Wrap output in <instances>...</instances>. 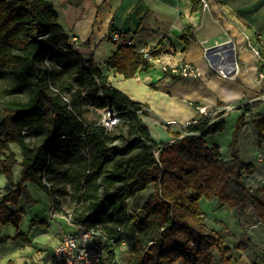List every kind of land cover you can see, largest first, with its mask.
Instances as JSON below:
<instances>
[{
  "label": "trees",
  "instance_id": "trees-1",
  "mask_svg": "<svg viewBox=\"0 0 264 264\" xmlns=\"http://www.w3.org/2000/svg\"><path fill=\"white\" fill-rule=\"evenodd\" d=\"M197 4L194 0L193 10ZM191 29L188 25L182 34L184 50ZM257 48L264 95V47ZM105 66L130 79L151 63L132 47L118 46ZM177 69L165 68L164 77L182 78ZM0 83L5 85L0 89V170L12 186L0 199V226L18 228L28 183L41 189L58 213V198L69 197L70 223L99 231L98 239L104 240L100 264H231L228 234L208 228L202 199H217L239 217L252 207L264 226V185L247 186L244 176L255 169L235 149L249 106L237 120L229 160L206 142L225 129V119L210 123V117L199 115L186 126L190 135H177L170 144L156 142L141 120L147 114L141 104L113 87L92 58L85 60L70 45L49 0H0ZM90 105L109 108L116 125L106 130L88 119ZM192 106L197 110L200 104ZM252 125L261 146L264 118ZM11 145L18 147L20 160ZM17 166L20 178L14 183ZM149 188L147 201L130 218L128 201ZM130 225L135 241L117 253Z\"/></svg>",
  "mask_w": 264,
  "mask_h": 264
},
{
  "label": "crops",
  "instance_id": "crops-1",
  "mask_svg": "<svg viewBox=\"0 0 264 264\" xmlns=\"http://www.w3.org/2000/svg\"><path fill=\"white\" fill-rule=\"evenodd\" d=\"M49 1L58 12L65 33L76 39L79 53L92 58L113 87L141 104L142 111L147 113L141 115V120L158 143L170 144L178 139L177 135L180 138L190 135L186 126L202 114L198 112L200 107L193 108V103L205 104L206 108L215 106L219 100L224 105L220 107L223 112L237 101L245 98L252 102L256 95H262L261 83L260 90H253L258 87L256 58L247 43L255 48L264 47V0H224L221 4L210 1L209 9L204 12L198 4L193 10L194 0ZM188 25L192 26L191 38L187 50H184L182 34ZM113 33L128 37L137 54H151V68L130 79L107 68L105 62L118 45L110 43V48H103V42ZM227 41L232 42L235 59L240 62L232 77L220 75L205 58L208 47ZM224 54H218L217 64H221ZM182 63L191 67L196 75L178 79L164 77L165 68L173 69ZM242 112L241 107L228 113L225 129L206 138L209 146L220 148L224 160L232 156L228 148ZM253 114L254 120L264 118V102L253 110ZM215 117H210V123L217 119ZM245 127L243 133L252 134L251 139L246 135L240 137L238 152L243 163L253 164L255 168V173L246 176L244 182L257 188L264 185V143L259 146L256 140L253 142L252 136L257 139V131L251 130V126ZM15 168L17 171L18 167ZM14 183H17L15 178ZM1 184L4 189L12 188L10 184ZM70 226L74 229L72 232L78 229ZM263 230L261 227L259 232L255 230L256 240L262 243ZM256 250L254 246L246 250L245 258L239 264H264L260 257H264V250L260 256L252 253Z\"/></svg>",
  "mask_w": 264,
  "mask_h": 264
},
{
  "label": "rangeland",
  "instance_id": "rangeland-1",
  "mask_svg": "<svg viewBox=\"0 0 264 264\" xmlns=\"http://www.w3.org/2000/svg\"><path fill=\"white\" fill-rule=\"evenodd\" d=\"M69 1L74 2L76 0H68V2ZM69 41H71L70 38ZM107 41L103 42L104 43L103 48H106L108 46L110 48L111 42L110 40ZM74 46L79 52V49L77 47L78 45L75 43ZM84 59L87 60L89 58L84 57ZM235 61H236L235 70H237V64L240 66V62L237 58L235 59ZM194 75L196 74L194 73ZM234 75L235 73L232 76ZM192 77L193 76H190V78ZM256 83L258 87L256 89H253L255 91L260 90L261 87L259 85L260 80L258 74H257ZM4 86L5 85L0 83V89ZM254 99H255L254 101L248 102V100L244 98L240 101L235 102L233 105L225 108L223 112L220 111L222 109L220 107L224 105H222L223 103L220 102L219 100L216 101L215 106H211V107L209 106L206 108H205L206 106L205 104L198 103L200 104L199 106L200 108L198 107L199 108L198 112L200 111L202 113L199 115H204V116L207 115L210 117L216 116L217 119L216 120L214 119V121H217L219 119H225L227 117V114L233 110L239 109L241 107L246 108L249 106L251 108V113L246 115L247 118L245 117V121H244L245 123L241 126L239 132L236 134L237 143L235 149L238 151V143L240 137L246 135L248 139H251L252 134L243 133V130L246 129L245 127L246 125L248 127L251 126V130L252 129L255 130V128L252 125V120L255 116V114H253V110L264 102V95L261 96L256 95ZM107 112H108L107 107L99 108L96 105H90L89 111L88 113L85 114V116L88 119H91L93 121H99L100 123L102 118L106 115ZM252 137H253V142L255 140L257 142L256 137L255 136ZM256 142L255 144L257 146L258 142L257 143ZM11 147L12 150L16 153L18 159L20 160L21 156L18 147L16 145H11ZM229 149H230V144L228 150ZM230 151L231 150H229V152ZM238 155L240 157L239 152ZM17 167L20 169L19 166ZM18 168L17 171L13 170L14 178L16 182H18L20 178V172ZM0 175L2 179L0 180V199H1L2 197L1 194L7 193L10 188L4 189L2 187L1 184L2 182L5 184H9V183L5 180L1 170H0ZM245 177L246 176H244V178ZM27 188H28V193L27 195L22 196L19 205V208L22 209L23 214L18 228L12 225L0 226V264H37V260L38 258L41 257V255L50 252L52 250L56 242L55 239L56 233L60 231L72 232L74 230L73 227L70 226L71 223L68 220V216H70L72 212V203L70 202L68 196H63L58 198L61 204L60 206L61 212L58 213L54 209V206L52 205L50 198L41 189H39L37 186H35L32 183H28ZM151 192H152V188H149L147 191L138 194L135 199L128 201L127 209L130 218H132L133 215L138 213V209L145 203V201H147ZM200 208L202 210L203 217L205 219V223L208 226V228L217 232H224L228 234V237L225 239V244L232 249L231 264H239V262L245 258L244 257L245 251L248 249L251 250L252 246L256 247L257 249L256 252H252V253H255L259 256L261 255L260 252L264 250V242L262 243L256 240L255 230L256 232H259V227H261V229H264V226L259 224V221L257 220L258 218L251 207H248L245 211V214L241 217H239L237 213H235L234 211H230L226 207H222L217 199H213V200L202 199L200 202ZM76 227L79 228L78 226ZM135 238H136V231L133 228V226L130 225L125 230V240L122 243V246L119 249H117L116 252L118 253L120 251L129 250L133 242L135 241ZM98 240L104 241L102 237H100V239ZM256 244H258V246H256ZM237 247L240 249H237ZM212 255L214 257V260L218 263L219 257L217 251L214 248L212 249ZM260 257L264 259L263 255ZM256 258H258V256H256Z\"/></svg>",
  "mask_w": 264,
  "mask_h": 264
},
{
  "label": "built area",
  "instance_id": "built-area-1",
  "mask_svg": "<svg viewBox=\"0 0 264 264\" xmlns=\"http://www.w3.org/2000/svg\"><path fill=\"white\" fill-rule=\"evenodd\" d=\"M200 9L204 12L209 9L210 1L216 4H221L224 0H196ZM70 45L75 47L77 42L75 38H70ZM109 40L111 43L118 46H130L132 42L128 37L124 35L113 33L110 35ZM248 48L252 54L258 60L260 57L259 49L253 47L249 42L247 43ZM206 52V50H205ZM143 59L152 62V55L149 53L141 54ZM180 67V74L182 77L194 76V72L191 67L182 63L178 65ZM220 69V65H218ZM228 68V67H227ZM223 68L222 71L226 73L232 71L231 68ZM215 69V70H219ZM174 73L178 72L177 67L173 68ZM218 72V71H217ZM226 76V75H225ZM263 75L259 76L260 83L262 82ZM102 118L99 123L106 130H111L117 123L116 115L109 111ZM100 236L99 231L94 229H81L78 228L74 232L60 231L55 235V245L50 252L41 255L37 260V264H100L101 260L105 256V248L103 247V241L98 240Z\"/></svg>",
  "mask_w": 264,
  "mask_h": 264
},
{
  "label": "water",
  "instance_id": "water-1",
  "mask_svg": "<svg viewBox=\"0 0 264 264\" xmlns=\"http://www.w3.org/2000/svg\"><path fill=\"white\" fill-rule=\"evenodd\" d=\"M231 51H233V44H232L231 41H227V42L221 43L219 45L208 47L206 49V52H205V58L208 61V63L212 67H214V69H219V67H218V65L216 63V60L218 59V54L221 53V52L227 54L228 52H231ZM233 62L236 65L235 56L233 57ZM234 73H235V69L230 71V72H228V73H226L225 75L227 77H230Z\"/></svg>",
  "mask_w": 264,
  "mask_h": 264
},
{
  "label": "bare ground",
  "instance_id": "bare-ground-1",
  "mask_svg": "<svg viewBox=\"0 0 264 264\" xmlns=\"http://www.w3.org/2000/svg\"><path fill=\"white\" fill-rule=\"evenodd\" d=\"M233 57H234V52H228L226 55L224 54L221 60L220 69L217 70L218 73L222 76H225V72L222 71L223 68H231V69H236V65L233 62ZM227 68V69H228ZM245 261V260H244Z\"/></svg>",
  "mask_w": 264,
  "mask_h": 264
}]
</instances>
